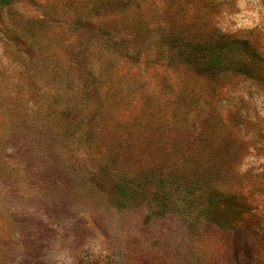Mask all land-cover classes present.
<instances>
[{"label":"rangeland","instance_id":"obj_1","mask_svg":"<svg viewBox=\"0 0 264 264\" xmlns=\"http://www.w3.org/2000/svg\"><path fill=\"white\" fill-rule=\"evenodd\" d=\"M0 264H264V0H0Z\"/></svg>","mask_w":264,"mask_h":264}]
</instances>
